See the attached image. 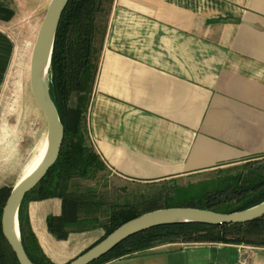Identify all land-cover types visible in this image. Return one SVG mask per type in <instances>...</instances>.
Segmentation results:
<instances>
[{
	"label": "crops",
	"instance_id": "crops-1",
	"mask_svg": "<svg viewBox=\"0 0 264 264\" xmlns=\"http://www.w3.org/2000/svg\"><path fill=\"white\" fill-rule=\"evenodd\" d=\"M14 60L0 25V100ZM86 124L90 144L125 185L264 156V0H113ZM1 160L0 169L13 165ZM61 209L59 197L22 205L50 264L104 235L97 226L57 239L47 218ZM243 252L247 264H264V246L225 243L164 244L102 264H241Z\"/></svg>",
	"mask_w": 264,
	"mask_h": 264
},
{
	"label": "trees",
	"instance_id": "trees-1",
	"mask_svg": "<svg viewBox=\"0 0 264 264\" xmlns=\"http://www.w3.org/2000/svg\"><path fill=\"white\" fill-rule=\"evenodd\" d=\"M113 0H69L55 34L49 90L64 128L59 156L45 176L24 197L18 212L20 240L34 264H50L28 229L22 205L27 199L59 197L61 214L49 216L47 227L57 239L73 229L102 226L103 239L122 223L156 209L140 210L136 202L111 203L101 213L96 190L72 189L75 179L91 180L106 166L89 142L86 111L99 66ZM14 12L0 4V19L8 21ZM264 156L217 171L213 180L192 186L189 193L166 196L167 207H193L221 213L240 211L264 201ZM233 170H237L233 172ZM220 173V174H219ZM12 187H0V264H19L1 231V214ZM103 220V223L100 222ZM100 239V240H101ZM99 240V241H100ZM97 243V242H96ZM170 243H225L264 246V217L241 224L209 225L180 222L155 226L134 234L90 264L129 256Z\"/></svg>",
	"mask_w": 264,
	"mask_h": 264
},
{
	"label": "rangeland",
	"instance_id": "rangeland-1",
	"mask_svg": "<svg viewBox=\"0 0 264 264\" xmlns=\"http://www.w3.org/2000/svg\"><path fill=\"white\" fill-rule=\"evenodd\" d=\"M49 2L50 0H0L1 5L14 12L8 21L0 19V25L6 28L15 50L13 67L8 72L0 100V162L6 157L13 163L12 166L0 169V184L4 183L8 187L20 177L24 165L46 139V120L30 90L29 68L32 48ZM253 163L255 166L256 163L264 165V158ZM237 164L222 165L157 182L126 185L105 169L91 180L75 179L72 189L84 191L88 187L95 188L102 214L111 203L126 201L136 202L140 210L150 206L165 208L167 195L189 193L192 186L200 183L205 185L215 178L217 171ZM235 171L237 170H233ZM260 171L264 174V168ZM123 185L125 191H121Z\"/></svg>",
	"mask_w": 264,
	"mask_h": 264
},
{
	"label": "water",
	"instance_id": "water-1",
	"mask_svg": "<svg viewBox=\"0 0 264 264\" xmlns=\"http://www.w3.org/2000/svg\"><path fill=\"white\" fill-rule=\"evenodd\" d=\"M68 1L50 0L40 23L30 57V90L37 107L45 117L47 133L46 151L41 163L11 188L2 208V235L19 264H34L26 254L20 240L19 208L25 195L39 183L57 160L64 137V128L50 95L49 78L43 81L42 73L46 63L50 64L55 34ZM262 217H264V201L247 209L230 213L193 207L158 208L122 223L103 239L65 264H90L128 237L159 225L198 222L219 226L246 223Z\"/></svg>",
	"mask_w": 264,
	"mask_h": 264
},
{
	"label": "bare ground",
	"instance_id": "bare-ground-1",
	"mask_svg": "<svg viewBox=\"0 0 264 264\" xmlns=\"http://www.w3.org/2000/svg\"><path fill=\"white\" fill-rule=\"evenodd\" d=\"M49 60V59H48ZM49 70H50V64L46 63L43 69L42 73V80L45 81V79L49 78ZM46 151V139L41 147V149L38 151L36 156L33 158L27 169L25 170L23 176L20 177V179L27 177L32 171L36 169V167L41 163Z\"/></svg>",
	"mask_w": 264,
	"mask_h": 264
},
{
	"label": "built area",
	"instance_id": "built-area-1",
	"mask_svg": "<svg viewBox=\"0 0 264 264\" xmlns=\"http://www.w3.org/2000/svg\"><path fill=\"white\" fill-rule=\"evenodd\" d=\"M243 255H244V257H243V259L241 261V264H247V259H246L247 254L245 252H243Z\"/></svg>",
	"mask_w": 264,
	"mask_h": 264
}]
</instances>
